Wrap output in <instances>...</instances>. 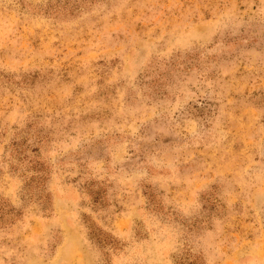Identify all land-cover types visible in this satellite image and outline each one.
Segmentation results:
<instances>
[{
    "label": "rangeland",
    "instance_id": "obj_1",
    "mask_svg": "<svg viewBox=\"0 0 264 264\" xmlns=\"http://www.w3.org/2000/svg\"><path fill=\"white\" fill-rule=\"evenodd\" d=\"M0 264H264V0H0Z\"/></svg>",
    "mask_w": 264,
    "mask_h": 264
}]
</instances>
